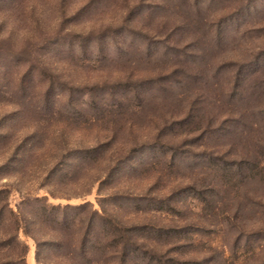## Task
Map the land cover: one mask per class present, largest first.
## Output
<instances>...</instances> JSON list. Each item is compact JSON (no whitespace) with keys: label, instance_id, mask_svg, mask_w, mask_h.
<instances>
[{"label":"rangeland","instance_id":"rangeland-1","mask_svg":"<svg viewBox=\"0 0 264 264\" xmlns=\"http://www.w3.org/2000/svg\"><path fill=\"white\" fill-rule=\"evenodd\" d=\"M1 186L127 264H264V0H0Z\"/></svg>","mask_w":264,"mask_h":264},{"label":"trees","instance_id":"trees-1","mask_svg":"<svg viewBox=\"0 0 264 264\" xmlns=\"http://www.w3.org/2000/svg\"><path fill=\"white\" fill-rule=\"evenodd\" d=\"M21 196L15 210L9 202V188L0 187V264H25L28 245L20 239V231L34 241L39 264H47L42 263L46 253L62 260L57 264H92L93 260L110 264L114 254L116 264H127L133 247L135 250L142 245V241H132L131 237H117L113 223L99 227L86 221L80 211L87 204L60 205L49 203L46 196ZM94 215L101 218L97 210L90 211L89 216ZM126 229L130 231V227Z\"/></svg>","mask_w":264,"mask_h":264}]
</instances>
